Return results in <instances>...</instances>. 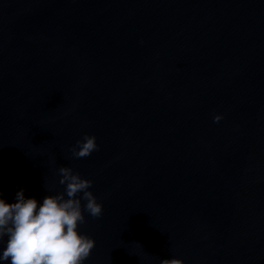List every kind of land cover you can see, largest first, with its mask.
<instances>
[{
    "label": "water",
    "instance_id": "water-1",
    "mask_svg": "<svg viewBox=\"0 0 264 264\" xmlns=\"http://www.w3.org/2000/svg\"><path fill=\"white\" fill-rule=\"evenodd\" d=\"M61 166L103 204L83 264H264V0H0V198Z\"/></svg>",
    "mask_w": 264,
    "mask_h": 264
},
{
    "label": "clouds",
    "instance_id": "clouds-1",
    "mask_svg": "<svg viewBox=\"0 0 264 264\" xmlns=\"http://www.w3.org/2000/svg\"><path fill=\"white\" fill-rule=\"evenodd\" d=\"M221 119V115L214 116V122ZM97 150L96 137L90 135L70 149L76 159L89 157ZM58 173L64 191L47 195L39 206L35 198H25L23 190L17 192L15 203L0 198V241L7 236L0 260H10V264H83L90 256L95 241L77 229L86 222L84 212L100 218L103 204L90 191L92 180L82 178L70 167L61 166ZM81 201L86 202L83 208ZM160 264L184 262L172 258Z\"/></svg>",
    "mask_w": 264,
    "mask_h": 264
}]
</instances>
